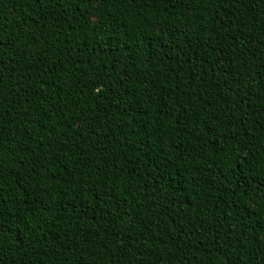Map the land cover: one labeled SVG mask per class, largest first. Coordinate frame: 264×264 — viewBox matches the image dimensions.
Masks as SVG:
<instances>
[{"label":"trees","instance_id":"obj_1","mask_svg":"<svg viewBox=\"0 0 264 264\" xmlns=\"http://www.w3.org/2000/svg\"><path fill=\"white\" fill-rule=\"evenodd\" d=\"M0 264H264V0H0Z\"/></svg>","mask_w":264,"mask_h":264}]
</instances>
